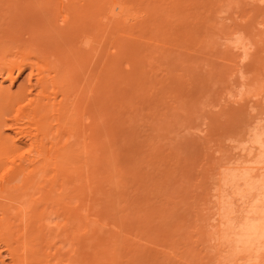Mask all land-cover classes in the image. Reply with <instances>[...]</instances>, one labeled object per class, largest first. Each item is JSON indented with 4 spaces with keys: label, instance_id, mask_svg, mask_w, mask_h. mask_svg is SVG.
Returning a JSON list of instances; mask_svg holds the SVG:
<instances>
[{
    "label": "bare ground",
    "instance_id": "1",
    "mask_svg": "<svg viewBox=\"0 0 264 264\" xmlns=\"http://www.w3.org/2000/svg\"><path fill=\"white\" fill-rule=\"evenodd\" d=\"M185 1L0 0V264H119V246L151 242L139 235L146 219L136 215L129 238L132 226L106 217L99 194L105 179L117 185L113 125L133 84L119 68L137 62L125 40L156 41ZM205 1L220 31L221 14L245 5L264 16V0ZM252 15L224 28L221 56L244 90L264 78V19ZM257 100L264 106V87ZM252 118L235 151L210 164L188 236L197 264H264V111Z\"/></svg>",
    "mask_w": 264,
    "mask_h": 264
},
{
    "label": "rangeland",
    "instance_id": "2",
    "mask_svg": "<svg viewBox=\"0 0 264 264\" xmlns=\"http://www.w3.org/2000/svg\"><path fill=\"white\" fill-rule=\"evenodd\" d=\"M207 4L186 0L156 41L150 34V42L125 40L137 49V62L119 68L133 84L119 96L113 125L117 185L103 181L99 206L110 220L132 226L126 229L129 238L139 229L136 215L146 219L148 227L139 235L151 242L139 245L145 241L130 239L119 246V264L198 263L200 258L187 249L199 248L189 237L200 215L210 164L220 152L233 153L232 146L254 124L252 116L264 111V106H256L264 78L250 70L248 75L257 78L244 90L239 75L229 73L221 58L223 43L228 42L224 28L239 22L241 14L252 15L250 6L243 5L229 18L221 14L217 20L225 27L220 31ZM138 6L140 19L147 10ZM262 17L254 14L250 21ZM156 231L160 235H154Z\"/></svg>",
    "mask_w": 264,
    "mask_h": 264
}]
</instances>
